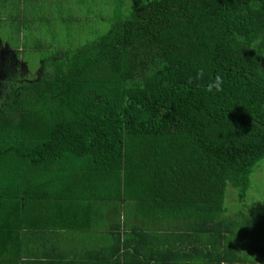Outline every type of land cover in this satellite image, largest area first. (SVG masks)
<instances>
[{
	"label": "trees",
	"instance_id": "trees-1",
	"mask_svg": "<svg viewBox=\"0 0 264 264\" xmlns=\"http://www.w3.org/2000/svg\"><path fill=\"white\" fill-rule=\"evenodd\" d=\"M128 2L109 31L44 56V77L7 88L0 200L16 209L20 232L82 236L105 218L109 247L65 264L105 255L120 264L133 238L113 212L129 205L208 244L209 264H250L238 248L264 241V211L231 214L225 200L228 183L247 200L264 159V0Z\"/></svg>",
	"mask_w": 264,
	"mask_h": 264
},
{
	"label": "rangeland",
	"instance_id": "rangeland-1",
	"mask_svg": "<svg viewBox=\"0 0 264 264\" xmlns=\"http://www.w3.org/2000/svg\"><path fill=\"white\" fill-rule=\"evenodd\" d=\"M126 5L130 7L127 0H0V33H16L18 54L33 72L44 56L85 45L109 31L128 14ZM225 205L231 214L249 213L251 206L264 211V159L253 170L247 200L241 202L238 190L228 183ZM250 241L238 252L251 258L250 264H264V257L249 256L250 249L257 250Z\"/></svg>",
	"mask_w": 264,
	"mask_h": 264
},
{
	"label": "crops",
	"instance_id": "crops-1",
	"mask_svg": "<svg viewBox=\"0 0 264 264\" xmlns=\"http://www.w3.org/2000/svg\"><path fill=\"white\" fill-rule=\"evenodd\" d=\"M140 209V208H138ZM102 210V209H101ZM113 211V210H112ZM137 210L133 205L125 207L124 211L120 212L119 208L113 213L117 214L122 221V235L129 234L133 238L132 245L129 244L128 251L124 252L120 249L119 257L120 264H142L143 256L140 254H158L170 255V262H179L182 264H209L206 253L209 249L208 244L203 241L199 244L194 243L193 239H185V236H179L177 225L170 223H162L154 221L152 218L147 221L144 217L137 215ZM100 212V210L98 211ZM120 212V213H119ZM110 212L105 211L104 214ZM109 219L108 216H105ZM96 215L95 227L90 232H64V235L54 236L53 231L45 230L38 231L36 228L18 231L17 226V211L11 206L10 202L0 200V264H65L69 262L80 261L83 257L80 256L83 250H95L101 254L103 248L109 247V227L108 221L104 218L100 220ZM28 223L35 224L39 222L36 214L30 213L27 218ZM124 221L126 223L124 224ZM3 226V227H1ZM136 228L142 230H152L148 235H141V232L136 231ZM134 230L139 234L131 231ZM202 234H200V238ZM192 241V242H191ZM250 242L256 244L257 250L250 249L249 256L264 257V241L251 239ZM258 244H261V249H258ZM130 247H132L130 249ZM69 248L73 254L78 256H67L62 260H57L59 255H56L60 249ZM134 250V251H133ZM156 250V251H154ZM185 252V253H183ZM180 253V255H178ZM185 260H176L181 255ZM54 255V256H53ZM85 257V256H84ZM95 257L93 261H88L89 264H116L117 258L105 255L104 257ZM175 260L173 261V259ZM251 258L247 259L250 260ZM148 264H156L150 260ZM250 263V261H248ZM239 264V263H235Z\"/></svg>",
	"mask_w": 264,
	"mask_h": 264
},
{
	"label": "flooded vegetation",
	"instance_id": "flooded-vegetation-1",
	"mask_svg": "<svg viewBox=\"0 0 264 264\" xmlns=\"http://www.w3.org/2000/svg\"><path fill=\"white\" fill-rule=\"evenodd\" d=\"M22 59L15 46V33H0V103L5 107L6 101L9 100L5 92L12 84H16V78L23 84L24 81L38 80L47 73L43 60L40 61V67L32 72Z\"/></svg>",
	"mask_w": 264,
	"mask_h": 264
},
{
	"label": "clouds",
	"instance_id": "clouds-1",
	"mask_svg": "<svg viewBox=\"0 0 264 264\" xmlns=\"http://www.w3.org/2000/svg\"><path fill=\"white\" fill-rule=\"evenodd\" d=\"M219 80H220V78H219V77H217V84L219 83Z\"/></svg>",
	"mask_w": 264,
	"mask_h": 264
},
{
	"label": "built area",
	"instance_id": "built-area-1",
	"mask_svg": "<svg viewBox=\"0 0 264 264\" xmlns=\"http://www.w3.org/2000/svg\"><path fill=\"white\" fill-rule=\"evenodd\" d=\"M169 264H179V263H169Z\"/></svg>",
	"mask_w": 264,
	"mask_h": 264
}]
</instances>
